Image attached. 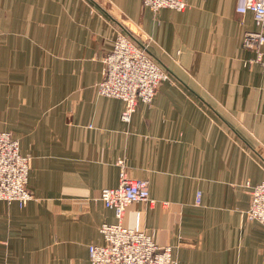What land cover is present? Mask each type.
I'll use <instances>...</instances> for the list:
<instances>
[{
    "label": "crops",
    "instance_id": "obj_1",
    "mask_svg": "<svg viewBox=\"0 0 264 264\" xmlns=\"http://www.w3.org/2000/svg\"><path fill=\"white\" fill-rule=\"evenodd\" d=\"M185 1L152 13L141 0H0V132L30 158L33 196L0 201V264H90L116 223L98 197L120 161L149 183L124 227L177 264H264V225L245 217L246 183L264 179V71L242 44L257 29L235 0ZM118 30L150 37L170 76L129 123L95 90Z\"/></svg>",
    "mask_w": 264,
    "mask_h": 264
},
{
    "label": "built area",
    "instance_id": "obj_2",
    "mask_svg": "<svg viewBox=\"0 0 264 264\" xmlns=\"http://www.w3.org/2000/svg\"><path fill=\"white\" fill-rule=\"evenodd\" d=\"M142 6L156 13L162 9L182 12L185 0H141ZM238 14L250 13L257 31L246 32L243 47L257 52L255 62L261 64V47L264 46V0H235ZM253 61L247 62L250 66ZM170 79L148 52V44L133 39L126 32H117L112 50L102 59L101 79L96 84L98 95L121 100L124 108L120 119L129 123L138 102L149 104L159 85ZM30 158L19 153L18 142L8 132H0V201L16 202L20 207L33 199L27 189ZM148 181L128 176L126 167L119 162L118 184L100 191L98 200L112 210L116 223L102 224L99 232L104 245H89L90 264H177L172 248L157 246L143 231L123 226L126 208L149 200ZM250 186V184H247ZM247 186V187H248ZM251 201L245 212L249 221L264 225V179L250 186ZM198 196L196 203H198Z\"/></svg>",
    "mask_w": 264,
    "mask_h": 264
},
{
    "label": "rangeland",
    "instance_id": "obj_3",
    "mask_svg": "<svg viewBox=\"0 0 264 264\" xmlns=\"http://www.w3.org/2000/svg\"><path fill=\"white\" fill-rule=\"evenodd\" d=\"M141 3H142V1H141ZM187 4V3H186ZM149 10V9H148ZM153 13V12H152ZM132 28V27H131ZM134 31H136L134 28H132ZM122 30H118L117 32H121ZM116 32V33H117ZM129 34V33H128ZM116 36V35H115ZM129 36L130 37H132L133 39H135V40H138L139 42H145V43H147L148 44V50H149V47H150V44H151V39H150V37H145V38H143L141 35L139 36V35H136L137 37L135 38V37H133V35H131V34H129ZM115 40V39H114ZM114 43V42H113ZM150 55V54H149ZM103 59V58H102ZM102 59H101V62H102ZM253 63H255V61L253 60ZM252 63V64H253ZM251 64V65H252ZM158 89V88H157ZM157 89H156V91H157ZM156 91H155V94H156ZM155 94H154V96H153V99H154V97H155ZM152 102H153V100L151 101V103H149V104H146V105H151L152 104ZM260 183V182H259ZM247 184H249V183H246V186H248ZM250 186H252V185H250ZM250 186H248V188H249V193H250V196H251V188H250ZM253 186H255V185H253ZM4 202V201H3ZM249 221V220H248ZM252 222H255V221H252ZM259 223V222H258Z\"/></svg>",
    "mask_w": 264,
    "mask_h": 264
}]
</instances>
